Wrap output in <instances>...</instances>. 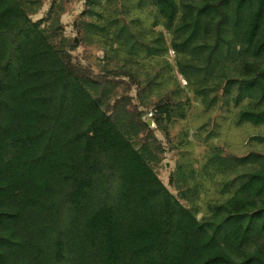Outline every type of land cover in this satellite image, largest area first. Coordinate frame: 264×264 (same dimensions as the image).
<instances>
[{"label":"trees","instance_id":"trees-1","mask_svg":"<svg viewBox=\"0 0 264 264\" xmlns=\"http://www.w3.org/2000/svg\"><path fill=\"white\" fill-rule=\"evenodd\" d=\"M135 5L155 9L177 73L206 108L244 103L237 123L264 126V0ZM25 6L0 0V264H264V157L237 158L236 189L197 220L149 167L146 146H133L148 131L142 112L128 97L104 103L120 74L72 65L79 39L55 45ZM86 29L130 55L144 46L118 18L109 32ZM161 50L156 41L146 53ZM168 105L153 111L168 117Z\"/></svg>","mask_w":264,"mask_h":264},{"label":"rangeland","instance_id":"rangeland-1","mask_svg":"<svg viewBox=\"0 0 264 264\" xmlns=\"http://www.w3.org/2000/svg\"><path fill=\"white\" fill-rule=\"evenodd\" d=\"M22 1L33 20L42 19L41 26L55 45L62 38L71 44L75 37L79 39L81 45L70 53L72 65L88 70L91 78L104 68L120 74L111 80L104 103L128 97L127 109L142 112L141 120L149 122L148 131L132 140L133 146H146L149 167L197 220L209 216V207L221 203L236 189L234 178L241 170L237 158L251 153L264 157V126L237 123V113L244 103L236 105L224 99L206 108L192 94L175 69L169 34L154 8H140L136 0L123 7L114 0H99L93 6L94 13L89 14L83 13L86 0ZM113 18L129 23L144 44L138 45L133 55L119 44L109 46L100 32L86 29L88 24L101 25L109 32ZM156 41L167 52L162 49L159 54L147 55V48L152 51ZM163 102L169 103L168 117L153 111ZM155 118L160 127L153 124ZM217 156L227 162L224 169L213 161Z\"/></svg>","mask_w":264,"mask_h":264},{"label":"water","instance_id":"water-1","mask_svg":"<svg viewBox=\"0 0 264 264\" xmlns=\"http://www.w3.org/2000/svg\"><path fill=\"white\" fill-rule=\"evenodd\" d=\"M147 125H149V122H147Z\"/></svg>","mask_w":264,"mask_h":264}]
</instances>
